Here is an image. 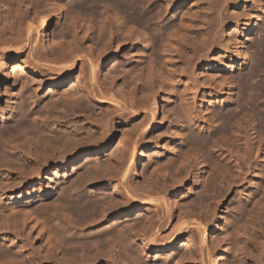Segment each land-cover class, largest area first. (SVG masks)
<instances>
[{"label": "bare ground", "instance_id": "6f19581e", "mask_svg": "<svg viewBox=\"0 0 264 264\" xmlns=\"http://www.w3.org/2000/svg\"><path fill=\"white\" fill-rule=\"evenodd\" d=\"M2 1L0 0V4L4 2ZM21 1L16 0L17 8L15 9L10 5L4 7L5 4L1 7V17L3 19H0V95L3 91L1 90L2 83L8 84L9 82L7 71L4 69V63L7 61L8 65L12 66V71L22 68L28 72H33V78L30 77L31 82L29 83L37 91L42 90L45 85L48 88H59L70 79L76 82L79 95L74 93L76 97L73 95L75 98L73 97L72 100L71 97L67 96L70 100L66 98L67 102L64 103V107L61 105L63 110L59 108V114L62 111V115L66 116L63 115V120L70 116L78 115V112L85 113V107V110L88 113V110H90V113H87L88 116L83 114L84 117L81 119L86 124L80 125V128L73 126L75 124L73 120L72 129L77 139L73 138L74 140L70 141L68 138L71 135L69 137L68 132H66L67 134L62 132L66 128L62 129V131L59 130L64 135L56 134L58 135L57 138H66V143L64 142L61 148L56 147V149H59L57 156H49L47 153L44 154L45 156L43 155V159H40L39 155L33 151L34 147L32 146L33 149L30 150L28 145L29 147L27 148L31 151V155H28L29 152L28 154L26 153L27 149L26 155L23 154L25 155V158L23 157L25 161L21 160L23 159L21 156L20 160L23 162L20 161V163L17 160L16 165V160L14 161L12 154L15 153L14 148L21 141H19V144L14 141L20 136L23 137L21 134L26 130H22L21 126L26 127L29 119L27 116L28 119L24 117L25 114H23L24 116L21 114L22 111L20 113V110H18V104L24 109L28 108L26 103L29 101L26 102L24 94L16 92L15 98L12 99L14 104L12 103L8 115H0V119L5 123H0V141L4 140L3 131L7 130L6 139H8L7 137L10 139L7 141L10 142V145L14 143V146L11 145L14 149V153L10 152L12 157L8 156L10 155L8 154V149L12 148L11 146L8 149L4 147L3 152L2 149L0 150L3 153V156L0 153L2 156L0 165L1 168H5V164L8 163L6 161L10 162L9 159L11 158L13 160L10 163L14 162L15 164L10 165L8 163L7 165V168H10L7 170L9 175L15 176V178H8L11 180L10 182L2 179L4 182L6 181L5 183L1 180L0 191L4 190L2 194L16 186L23 190L26 187L32 188L37 182L42 184L43 179L49 178V175L57 174L61 176L70 163L82 172L79 174L80 177L75 174V182L71 184L68 181L66 183L60 182L61 180L59 179L60 181L58 180L56 188L51 191L50 187H41L36 193H33V190L28 194L21 191L24 194L22 193L20 197H28L29 199L24 200L25 205L21 209L12 208L10 205V212L7 214V209L5 212V203L3 205L2 201H0V235L2 233V236L4 234L9 236L10 240L13 238L19 241L30 264H126L124 263L126 261H120L122 260L121 257L120 260H117L116 256L118 255L114 252V244L121 248L120 250L129 259V264H226L228 263L227 261H232V264H234V261L236 264H243L242 261L235 260L241 254L245 264H264V251L260 249L264 248V225L262 227L259 224L261 229L259 228L260 234L257 232L259 234L257 241L250 239L249 235H245V238H243L248 241L247 244L249 246H247L251 249L250 251L248 250L249 253L246 251V254L245 248L243 249L245 253L241 248L243 246L239 249L235 246L237 251H234L232 242H229L231 246H228L230 244L227 245L228 249L216 246L218 250H221L216 251L214 250L216 248L215 245L213 247V244L211 242L210 244L207 240L209 229L214 230L217 228V222L222 216L216 211L214 212L216 207L210 206L207 208L203 212V217L199 215L194 219H189L191 213L188 214L186 212L187 214L183 213L182 215L181 213L179 218H176L173 199L179 191H184L185 179L184 177H179L180 179L178 180L170 179L169 171L167 170V166L171 164H168L170 161L168 163H162L161 161L163 165H160V163L159 165H157L158 163L152 164L151 173L156 176L154 182L151 181V184L149 183L150 185L136 180V178L143 176L145 172L141 170L142 163L140 159L145 156V150L155 139L154 132L161 128L163 123L160 106L161 101L164 99L161 95V89H163L169 94L167 98L168 102H170L171 113L174 114L173 116L176 120L182 123L179 122L178 124L183 125V127L180 125L182 129H176V144L166 148V152L174 154V163L176 164L179 161L177 163L185 169V176H188L195 166H199L201 173L198 176V182L200 181V191H203V193H207L205 191L208 189H216L218 187L216 176L219 178H231L230 182H228L229 180L227 181V190L229 192L233 188L242 186L250 181L247 188L250 187L252 189H246L245 194L241 196L242 203H234V216L227 221L229 222L228 225L234 224L232 228H234L235 235H238V228L241 229L245 225L247 227V222L253 220H258L259 222V220L264 219V93L261 92V89L257 93L261 84L252 82L256 76L264 77V32L258 40L252 41L250 37L254 49L252 55L244 51V48L242 49L238 42L233 45L232 53L231 45L225 43V39H222L223 37H218L220 31L218 26L223 25L221 21L225 20L224 17L223 19L219 18L220 15L225 14L227 16L228 7L231 4L240 1L245 4L248 0H92L99 3L105 1V4L107 2L110 3V5L109 3L107 4L106 8L103 5L105 8L104 12L101 13L103 14L101 16L103 20L99 22L98 30L96 29L97 27L92 30V37H95L98 41L96 42L100 43L99 46L102 44L101 47L97 45V51L91 47L84 48L81 39L86 34L82 37L78 30L56 31L57 39L52 40L53 38H50L48 30L50 16L47 13H36V15H33L31 23H26L27 10H23L24 8L22 7L24 6H21ZM88 1L90 3V0H76L73 3H69L68 6L81 8L85 7ZM37 2L50 6L49 11H61V8L64 7L60 0H37ZM40 4L39 6H42ZM36 5L38 4L36 3ZM259 6L261 9L260 14H258L259 17L256 22H251L252 19L249 20L247 25L248 33L254 34L256 30H264V1H260ZM116 10L124 12V15L119 16L115 20L112 17L113 15L117 17ZM68 12V9L65 8V13L67 14ZM231 14L233 13L231 12ZM231 14L229 15L230 17L232 16ZM233 16V19L236 17V22H240V15L236 16V14H233ZM33 25H35V30ZM92 27L93 25L90 26L89 30ZM214 30H217V35ZM150 32L154 34L152 37L149 34ZM67 36L70 38H67ZM129 41L141 43L143 49L150 47L151 55L154 56L152 58L146 57L140 53L137 57L124 58L122 50ZM115 42H117V46ZM51 45L55 47L52 49L53 46ZM113 47L115 58L118 56L117 60L123 66L115 64L112 68L114 74L112 76H102V78L101 69L111 58ZM183 47L186 49V53L183 51ZM120 49H122L121 52ZM218 50L227 54L232 53L231 67H234L235 58L244 59L245 64L248 62L247 68L243 71L241 77L240 88L238 87V92L234 95V108L227 106L218 110L210 106L208 99L211 102H216L212 97V90H208L213 85L209 84L204 88V82L202 83L199 79L198 71L202 66H206L207 69L225 66V60L227 59L218 58L214 55ZM177 64L181 65V70L179 71L175 68ZM121 73H123L124 77H130L135 74L139 80L147 78L150 81L149 92L139 96L140 91L136 87V83H133L134 85L130 86V89L128 87V91L123 90L121 86H119L120 88L116 87L115 82ZM221 77L223 78H220L221 91L219 94H225L227 87L233 83L226 74ZM160 78L162 80L157 88L156 81ZM21 82L19 83L21 84ZM19 86L21 87L22 85ZM262 87L264 86L262 85ZM201 89L205 91L203 92ZM32 94L28 96L33 99ZM200 97L202 104L207 106L208 114H205V116L201 115L196 108V103ZM88 100L93 102V106L87 104L89 103ZM56 101L59 102V99L55 100V104ZM217 101L221 103L224 100L217 99ZM49 102L42 104L43 111L45 108L49 109L56 106L55 104L53 105L52 100L51 104ZM29 104L31 105V103ZM152 104L154 108L152 107L153 110L150 112ZM78 106L80 110L84 107L83 110H77L78 112H76ZM40 107L38 108L40 109ZM56 107L58 108V104ZM236 107L239 109H236ZM38 108L34 113V120H32L33 116L29 115L35 110H30V112L32 111L31 113L24 112L29 113L28 116L32 118V121L40 119L44 112H46L45 118H48V113L50 114L49 118H52L50 112H43L38 110ZM143 110H147V112L143 113L144 116L142 117ZM201 110L202 113L205 112L203 109ZM41 112L43 113L41 114ZM52 113L55 114L58 111ZM59 114L57 115L59 116ZM57 115L53 116L57 118ZM22 116L27 119L24 120L26 123L23 121ZM42 118H44V115ZM42 120L45 122L43 124L48 125L45 119ZM131 120L135 121L134 125H132L133 130H131V133H127V128H125V133L123 132L124 135L119 140L120 151L113 163H111L112 166L106 167L104 170L100 165L98 166V163L91 164V158H97L99 154L111 148L113 140L117 137L118 125L128 123ZM8 121L11 123L9 124ZM70 121L72 122V120ZM77 121L76 123H78ZM37 123L34 125L38 126ZM18 127L21 128L22 132H20L21 130ZM45 127L49 128L50 126ZM15 128L21 133L20 135L18 134L19 132L12 134V136L16 135L14 136L16 139L9 135V131ZM32 128L34 129V127ZM26 129L30 130L31 133L36 131L30 128ZM28 130L25 133H30ZM177 130L179 131L177 132ZM96 132H99V136L103 138L98 139V142H92L96 139L94 137L98 134ZM31 133L30 135L33 134ZM35 133L38 134L39 132ZM42 133H39L38 137L35 134L33 135L40 140L46 137ZM47 133L45 132V134ZM23 135L25 136V134ZM30 135L28 134L29 140L27 135L25 137L27 139L26 141L24 140L26 146L27 143L31 144L34 142L30 139ZM40 135L42 136L40 137ZM34 136H32V139H34ZM11 137L15 139L14 141L12 139L13 143L11 142ZM47 138H49L48 135ZM62 139L60 141H65V139ZM30 140L32 141L31 143H29ZM41 141H45V138ZM50 141L54 142L56 140L50 139ZM47 142L46 140L43 145H46ZM52 145L56 146L57 142L56 145L54 143ZM58 145L61 144L59 143ZM21 147L23 150L26 149L24 146ZM47 147L49 148V146ZM52 149L50 151H53ZM22 151L20 152L21 155L24 153ZM35 151L38 152V150ZM5 153L8 155L6 156ZM163 154V152L160 153V155ZM18 156L17 154L15 159H18ZM255 157L256 163L254 164L252 159ZM1 159L6 160L4 166H2L3 160ZM132 168L135 172L133 175L130 173ZM54 169L55 172H52ZM179 171H183V169L179 168L177 173ZM233 176L234 178H232ZM14 179L16 180L15 183L12 182ZM78 180L80 185V182L84 184L83 181H85L87 187L94 189L93 194L92 190L91 194L90 192L87 194L88 192L85 193L82 190V192L78 191ZM79 189H81V186ZM107 191L111 192V196L105 195ZM101 192L104 194H101ZM21 198L19 200L22 201ZM37 199L43 202L40 203L36 201ZM35 201L38 204H32ZM215 203V205L221 207L220 201ZM162 204L165 205V208L162 207ZM58 214L61 216L59 217ZM113 218H117V222L123 221V224L127 220L128 229H126L127 227L124 228L123 225L111 223L107 229H99V232H97L98 230L96 231L97 233L94 232V229V231L92 230L93 227L101 223L111 222ZM175 218L177 221H174ZM131 219L132 223H128ZM28 223H33L32 228L36 226L40 228H38V234L41 242H45L48 246L45 251L41 246L38 245L37 247L33 243L32 237L26 232ZM244 230L246 234L247 231L246 229ZM131 240L134 241L132 242ZM109 242L114 243L110 244ZM134 242H137V244ZM180 243L181 246L179 247ZM10 244L11 246H16L13 242ZM182 246L189 247L188 256L186 255L187 253L185 254L180 249ZM0 248H2V253L0 252L2 264H8L9 261L12 262L11 264H16L14 263V258L18 262L17 264H25V260H22V255H25V253L20 251L21 248H19V256L17 255V257H15L17 254L16 250H13L16 253L15 256H12L13 252L8 246L3 245ZM223 251H227V256L219 253Z\"/></svg>", "mask_w": 264, "mask_h": 264}, {"label": "rangeland", "instance_id": "374dc122", "mask_svg": "<svg viewBox=\"0 0 264 264\" xmlns=\"http://www.w3.org/2000/svg\"><path fill=\"white\" fill-rule=\"evenodd\" d=\"M4 1V2H3ZM2 2L3 3H1L0 4V19H3V17H1L2 16V5H4V7L5 6H11L13 9H15V8H17V3H16V0H3ZM7 1H9V2H7ZM61 1V3H62V5H64V7L63 8H61V11H56V10H51V11H49V8H51L50 6H48V5H46L45 6V4H40V2L38 3L37 2V0H22L21 2H20V4H21V6H24V7H22V8H24L23 10H27V14L26 15H28V17L26 18V23H31V20H32V18H33V15L35 14L36 15V13H41V12H43V13H47L49 16H50V22H49V24H48V30H49V32H50V38H53L52 40H55V39H57V37H56V31L58 32L59 30H78L79 32H80V36H82V37H84V35H85V37L84 38H82L81 39V43H82V45L84 46V48L86 47V48H89V47H91V48H93V49H95L96 51H97V49H98V47H101L102 46V44H101V46H99V44L100 43H97L98 41L95 39V37H92L93 36V32H92V30H95V28L98 30V27H99V25L98 24H100L99 22L100 21H102L103 19H102V15L103 14H101V13H103L104 11V9L106 8V6H107V4L109 3V2H107V4H105L106 3V1L105 2H97V1H92V0H90V3H89V1H88V3L86 4V6L88 7H81V8H76V7H73V6H68L69 5V3H73L74 1H76V0H60ZM234 1V0H233ZM260 1H264V0H248V2L247 3H243L242 1H240V2H235V3H233V4H231L229 7H228V10L227 11H229L230 12V14H231V12L233 13V14H236V16L238 15H240V18H239V21L240 22H236V17L233 19L232 17H234L233 16V14H231L232 16L230 17L229 15V12H228V14H227V16L225 17L224 15H220V17L219 18H221V19H223V17H224V19L226 20V23L224 24V22H225V20L223 21H221V22H223V25H219L218 26V30H220L219 31V33L218 32H216L217 30H214V32H216V35H217V33H218V37H223L222 39H225L224 40V42L225 43H229L230 45H231V50H232V48H233V45H235V43H240V45L242 46V49L244 48V51H247V53L249 54V55H252L253 54V52H254V49H253V47H252V41L253 40H258V39H260V37L262 36V34H263V32H264V30H256L255 32H254V34H252L251 32H247L248 30H247V25H248V22H249V20L250 19H252V21L251 22H256V20L258 19V17H259V15L258 14H260V12H261V9H260ZM5 2H7V3H5ZM38 4V5H36V3ZM39 4L40 5H42V6H39ZM71 5V4H70ZM89 5V6H88ZM105 6V8H104V6ZM109 5H110V3H109ZM235 5V6H234ZM14 6V7H13ZM68 6V7H67ZM70 7H73V8H70ZM65 8H67L68 9V13H69V15H68V13L66 14L65 13ZM259 8V9H258ZM85 9H87V10H85ZM47 10V11H46ZM36 11V12H35ZM49 11V12H48ZM75 11V12H74ZM116 12H117V17H116V15H115V17H114V15H113V17H112V19L113 18H115V20L116 19H118V17L119 16H122V15H124V12H120V10H116ZM29 13V14H28ZM126 13V12H125ZM77 14H79V15H77ZM217 14H219V13H217ZM111 15V16H112ZM74 16V17H73ZM76 16V17H75ZM80 16V17H79ZM222 16V17H221ZM250 16H252V17H250ZM82 17V18H81ZM104 17V16H103ZM74 18V19H73ZM238 18V17H237ZM81 19V20H80ZM89 19H91V20H89ZM93 19V20H92ZM229 19V20H228ZM99 20V21H98ZM104 20H108V19H104ZM228 20V21H227ZM232 20V21H231ZM90 21V22H89ZM95 23V24H92L93 25V27H92V29L91 30H89L90 29V26H92L90 23ZM98 26H97V25ZM90 25V26H89ZM96 25V26H95ZM228 25V26H227ZM71 26V27H70ZM220 27H222V28H220ZM33 28H34V30L36 29L35 28V25H33ZM74 28V29H73ZM36 32V31H35ZM34 32V33H35ZM150 34V36L152 37L154 34H153V32H150L149 33ZM221 35V36H220ZM70 36V35H69ZM250 37H251V40H250ZM67 38H70V37H68L67 36ZM248 39V40H247ZM67 40V39H66ZM69 40V39H68ZM152 40V39H151ZM97 41V42H96ZM249 41V42H248ZM95 42V43H94ZM231 42V43H230ZM116 43V46H117V42H115ZM97 45H98V47H97ZM51 46H53L52 47V49L55 47L54 45H51ZM50 46V47H51ZM115 46V45H114ZM116 46H115V48H116ZM142 46L143 45H141V43H135V41H129L127 44H126V46L123 48V50L122 49H120V52H121V50H122V52L124 53V58L125 57H131V56H138V55H140V53H142V54H144L146 57H153L152 55H151V49H150V47L148 48V49H143L142 48ZM218 46V45H217ZM230 50V51H231ZM183 51L186 53V49L183 47ZM122 53V54H123ZM231 53V52H230ZM232 53H233V50H232ZM232 53L231 54H227L226 52H221V50H218V51H216L215 52V54L214 55H216L215 57H218V58H226L227 60H225V66H223V67H221V68H210V69H207L206 68V66H202L201 68H199V71H198V74H199V79H200V81L203 83L204 82V84H205V86H204V88H206V86L207 85H213V87H210V88H208V90H212V93H213V99L216 101V102H211L210 101V99H208L209 100V102H208V104H210V106H212V107H214V108H216V109H218V110H220V109H223L224 107H227V106H232L233 108H234V103H233V100H234V95L236 94V92H238V89L240 88V83H241V77H242V74H243V71L247 68V64H248V62L245 64L244 63V59H241V60H239V59H237V58H235L234 59V62H233V64H234V67H231V57H232ZM234 53H235V47H234ZM143 55V56H144ZM144 56V57H145ZM116 56H115V50H114V47H113V49H112V56H111V58L107 61V63H105V65L102 67V69H101V77L102 76H112L113 74H114V72L112 71V68L114 67V65L116 64V65H118V66H123V64L122 63H120V62H118V56H117V58H115ZM9 63H7V61H5V63H4V69H5V71H7V78H8V84L7 83H2V85H1V90H3L2 92H1V95H0V115H8V112L10 111V108H11V106H12V103L14 104V100H12V99H14L15 98V96H16V92L18 93V92H20L21 94H24V97H25V99H26V102L27 101H29L28 103H26V104H28V105H26L28 108H29V106H30V108L28 109V108H23L21 105H19L18 104V110H20L19 112L21 113V111H22V115L23 114H25V116L24 117H26L27 119H28V121H27V124H26V127H22L21 126V128H22V130H28V129H26V128H32V127H34V131L35 132H39V133H42V134H44L43 136H46V137H43V138H41L40 140H39V138H35V136L33 135V134H35L37 137H38V135H39V133L38 134H36L35 132H33L32 131V133H31V131L30 130H28V131H30V133L32 134V135H30V133H28L31 137H30V139L32 140V141H34V142H32L31 140L29 141V143H33V145H32V143L31 144H28L27 143V146H26V143H25V141L28 139L29 140V138H28V134L27 133H25V132H22V130H21V128L20 127H18V129H20L21 131L20 132H22L23 134H25V136L23 135V134H21L20 132H19V130L17 131L16 129L17 128H15V129H13V130H11L12 131V133H11V131H9V135H11L12 136V134L13 133H17V132H19L18 134L20 135H22L24 138L26 137V135H27V139L25 138H23V137H19L18 135H17V137H19V138H17L16 139V137H14V136H16L15 134H14V136H12L13 138H15V139H13L12 137H11V142H12V139H13V141L14 142H16L17 141V143L19 144V141H21L20 142V144L18 145V146H16V148H14L15 149V153H14V149H13V146H14V143L13 144H11V145H13V146H11L10 145V142H8L7 140L9 139V137H7L8 139H6V136H7V134H8V132H7V130H5V131H3L4 132V137H3V139L5 140L6 139V141H4V140H2V141H0V146H2V147H0V150L2 149V152H3V149H5L4 147H7V149L11 146L12 148H9L8 149V154H10V155H8L7 153H5L6 154V156L8 155V156H11V154L12 153H14V154H12L14 157H12L13 159H14V161H15V164L17 165V160H19V162L21 161V160H24V158H25V152L27 151V147H29V149L30 150H32L33 148H32V146L34 147V152H35V154L37 153L38 155H39V157H40V159L42 158V157H44L45 155L44 154H47L48 153V155L50 156H57L58 155V153H59V149H56V147L58 146V148H61L63 145H64V142L66 143V138H64L65 139V141H60L62 138H57L58 137V135H56V134H60V135H62L64 132H65V134H67L66 132H68V135H69V137H70V135H71V137L70 138H68L70 141H73L74 139H77L76 137H75V132L73 131V126L74 127H78V128H80L83 124H86V122H84L82 119H83V114H85L86 116H88V114L90 113V110H88L89 111V113L87 112V110H85L86 109V107H85V109H84V112L85 113H81V112H78L77 110H79V111H82L83 110V108L80 110V108H79V106H78V108L76 109V112H78L77 114L78 115H75V116H70V117H68L67 119L65 118V120H63L64 119V116L62 115V111H61V114H59L60 113V109L61 110H63V107H64V103H66L67 102V99L68 100H70L69 99V97H71V100H72V98L78 93V95H79V90H78V86H77V84H76V82H74V80H68L63 86H61V87H59V88H48L47 87V85H45L43 88H42V90H36L35 89V87L34 86H32L29 82H31V78H33L32 77V75H34V73L33 72H28V71H26L25 69H22V68H20V69H16V71L15 70H11V68H12V66H9L8 65ZM175 68L177 69V71H179V70H181V65L180 64H177L176 66H175ZM20 71V72H19ZM223 74H226L229 78H230V80H232V85L231 86H228L227 87V89L225 90V94H219L220 93V91H221V83H220V78H223V77H221V76H223ZM132 76V77H131ZM130 77H127V76H125L124 77V75H123V73H121L120 74V76L117 78V81L115 82L116 83V87H119V86H121V88L123 89V90H125V91H128L129 89H130V86H132V85H134L133 83H136L135 85H136V87L139 89V93H140V95L139 96H141V95H143L144 93H148L149 92V87H150V81L147 79V78H144L143 80H139V79H137V77H136V75L135 74H132ZM134 76V77H133ZM214 76V77H213ZM20 78V79H18V78ZM31 77V78H30ZM16 78H17V81H16ZM103 78V77H102ZM105 78V77H104ZM213 78V80H211V79ZM129 79V80H128ZM132 79V80H131ZM135 79V80H134ZM218 79V80H217ZM238 79H239V81H238ZM254 80L252 81V82H254V83H256L257 82V84L259 83V85L261 84V86L259 87V90L257 91V93H259V91H261V92H263L264 93V87H262V85L264 86V77L262 78V76H256V77H254L253 78ZM104 80V79H103ZM159 80V81H158ZM157 81H156V85H157V88L159 87V85H160V82H161V78L160 79H158ZM14 81H16V82H14ZM20 81H22L21 82V84L19 83ZM28 81V82H27ZM129 82V83H128ZM25 83H27V84H25ZM75 83V84H74ZM239 83V84H238ZM17 84V85H16ZM19 85H22L21 87H22V89H20L21 87L19 86ZM27 86H29V87H27ZM149 86V87H148ZM216 86V87H215ZM128 87H129V89H128ZM239 87V88H238ZM120 88V87H119ZM141 88V89H140ZM143 88V89H142ZM203 88V89H204ZM214 88V89H213ZM263 88V89H262ZM52 89V90H51ZM56 89V90H55ZM128 89V90H127ZM203 89H201V91H205V90H203ZM261 89V90H260ZM58 90V91H57ZM144 90V91H143ZM145 90H147V91H145ZM28 91V92H27ZM34 91V92H33ZM13 92V94H11ZM38 92V93H37ZM261 92H260V94H261ZM33 95V99H32V97H29V96H31V94ZM74 93H76V94H74ZM142 93V94H141ZM208 93V92H207ZM262 93V94H263ZM26 94V95H25ZM39 94V95H38ZM29 95V96H28ZM35 95V96H34ZM39 96V101H38V96ZM70 95H72V96H70ZM74 95V96H73ZM161 95H162V97L164 98L162 101H161V103H160V106H161V118H162V126H161V128H159V129H157L155 132H154V140H153V142L149 145V147H147V149L145 150V156L144 157H141V159H140V162L142 163L141 165V170H143V171H145L143 174V176H141V177H138V179L136 178V180H138L139 182H141V183H146V184H148V185H150L151 184V181L152 182H154V179H155V174L154 173H151V166H152V164L153 163H158L157 165H159V163H160V165H163L162 163L164 162H166V163H168V161H170L168 164H170V165H168L167 166V170L169 171L168 173H169V177H170V179L172 180H178V179H180L181 177H184V179H185V188H184V191H179L178 192V194L174 197V199H173V202H175V207H174V210H175V214H176V218L178 219L179 218V214H181L182 213V215H183V213H185V214H187L186 212H188V214L189 213H191L190 214V218L189 219H194V218H196V217H198L199 215L200 216H202L203 215V212H205L206 210H207V208H209L210 206H213V207H216V210H214V212L216 211L217 213H219L220 215H222L221 216V218H220V220L217 222V228H215L214 230H210L209 229V233H208V237H207V240L209 241V243L211 242L213 245V247H214V245H215V247L216 246H221L223 249H228V246H231V244L229 243V242H232L233 244V250L235 249V246H236V248L237 249H239L241 246H243V247H241L242 248V250L244 249L245 250V252L246 251H250L251 249H250V247L248 248V244H247V242L248 241H245V239H243V238H245V235H249L248 237H250V239H255V241H257L258 240V235L260 234L259 232H260V229H261V227L260 226H262V225H264V224H261V223H264V219H262L261 221L259 220V222H261V223H259L258 222V220H256V221H249L250 222V224H248L249 222H247V227H246V225L244 226V227H242L241 229H237L238 230V235H235V233H234V228H232V226L234 227V224H229L228 225V223L229 222H227V221H229L230 220V218H233V216H234V203H242V200H241V196H243V194H245V191H246V189L247 190H251L252 188H247L248 187V183H250V181H248V182H246V184L244 183V185H242V186H238V187H236V188H233L230 192L227 190V187H228V183H227V181L228 182H230L231 181V178L229 179V178H219L218 176H216V180H218V181H216V183L218 184V187H216V189H213V188H211V189H208L207 191H205V192H207V193H203V191H200L201 190V186H200V181L198 182V176L200 175V173H201V171H199V166H195L191 171H190V173H189V175L188 176H185L184 174L186 173L185 172V169L184 168H182V167H180L179 165V163H177V162H179V161H175L176 162V164L174 163V158H175V156H174V154L172 153V152H166V148L169 146V147H172L174 144H176V135H175V132H176V129H182V127H183V125H181L182 123L180 122V121H178V120H176L175 119V117L173 116L174 114L173 113H171V111H170V102H168V96H169V94H168V92H166V91H163V89H161ZM164 95V96H163ZM264 95V94H263ZM66 96V97H65ZM67 96H69L68 98H67ZM26 97H28V98H26ZM34 97H35V99H34ZM37 97V98H36ZM57 97V98H56ZM65 97V98H64ZM76 97V96H75ZM74 97V98H75ZM54 98H56V99H59V102H57L56 101V104H55V100L56 99H54ZM67 98V99H66ZM34 100V101H32V100ZM36 99H37V103H36ZM54 99V100H53ZM61 99V100H60ZM217 99H221V100H224L223 102H221V103H219L218 101H217ZM47 102H46V101ZM51 100H52V103H53V105L55 104L56 106H57V104H58V108L56 107V106H53L52 108H45L44 109V111H47V113L48 112H50L52 115V118H54V119H52L51 117V119L49 118V116H50V114L48 113V118L46 119L45 118V113L46 112H44L43 111V106H42V104L44 105L45 103H48V101H50L51 102ZM42 101V102H41ZM54 101V102H53ZM60 101H61V103H60ZM49 102V104H51ZM62 102H63V104H62ZM88 102L89 103H87V101H86V103L87 104H91L90 106H93L92 104H93V102L92 101H89L88 100ZM29 103H31V105L29 104ZM41 105H40V104ZM203 102H202V99H201V97L198 99V101H197V103H196V108H197V110H199L200 111V114L201 115H203V116H205V114H208L207 112H208V110H206L207 109V106H204L203 104H202ZM33 104H34V106H33ZM60 105V106H59ZM61 105H63V107L61 106ZM206 105V104H205ZM41 106V107H40ZM38 107H40V109L38 108ZM56 107V108H55ZM151 107V109H150V112H151V110H153V108H154V106H153V104L150 106ZM153 107V108H152ZM3 108V109H2ZM36 108V109H35ZM37 108H38V110H41V111H43V112H41V116H40V119H38V120H35L36 121V123L38 124V126H37V128H35L36 126L34 125V124H36V123H34L35 121H32V120H34V113L37 111ZM42 108V109H41ZM60 108V109H59ZM205 108V109H204ZM248 108H249V106H248ZM5 109H6V111H5ZM26 109H28V110H26ZM48 109V110H47ZM56 109H58V110H56ZM169 109V110H168ZM201 109H203L205 112H203L202 113V110ZM236 109H239V108H237L236 107ZM3 110V111H2ZM30 110H32V111H34V112H30ZM24 111H26V112H29V113H31V114H33V115H29V113H25ZM56 112V111H58V113H55L56 115L57 114H59V116L56 118V117H54V116H56L54 113H52V112ZM147 112V110H143V112H142V117L144 116L143 115V113L145 114ZM82 115H81V114ZM88 113V114H87ZM33 116V119L32 118H30L29 116ZM43 115H44V118H42V119H45L46 120V124H48V125H45V124H43V123H45L44 122V120H42L41 119V117H43ZM47 115V114H46ZM54 115V116H53ZM61 115V116H60ZM23 116H22V119H23V121L24 120H27V119H25V118H23ZM91 116V115H90ZM60 117H61V119H60ZM63 117V118H62ZM66 117V116H65ZM79 117V118H78ZM76 118V119H75ZM82 118V119H81ZM32 119V120H31ZM72 120V122L70 121V120ZM92 119V118H91ZM49 120V122H47ZM50 120H52V121H50ZM56 120V121H55ZM59 122H58V121ZM67 120V121H66ZM73 120H74V122H75V124H74V122H73ZM77 120H79V121H77ZM176 120V121H175ZM22 121V122H23ZM42 121V122H41ZM55 121V122H54ZM62 121V122H61ZM64 121H65V123H64ZM76 121L78 122V123H76ZM80 121H81V123H80ZM4 121L3 120H1L0 119V123L1 124H5V123H3ZM9 122V121H8ZM25 123H26V121H24ZM29 122V123H28ZM54 122V123H53ZM61 122V123H60ZM71 122V123H70ZM84 122V123H83ZM134 120L132 121H130V122H128V123H121V124H119L118 125V129H117V137L113 140V142H112V146H111V148L108 150V151H106V152H103V153H101V154H99V156L97 157V158H91V160H90V163L91 164H96V163H98V166L100 165V167H102V169H106V167H110V166H112V164L111 163H113V160L115 159V157L117 156V154L119 153V151H120V146H119V140H120V138L121 137H123V135H124V133H125V128H127L126 130V132L127 133H131V130H133L132 128V125H134ZM181 123V124H178V123ZM11 122H9V124H10ZM40 123V124H39ZM56 123V124H55ZM60 123V124H59ZM69 125H67V124ZM50 124V125H49ZM74 124V125H73ZM77 124V125H76ZM78 124H79V126H78ZM25 125V124H24ZM28 125H29V127H28ZM33 125V126H32ZM71 125V126H70ZM73 125V126H72ZM81 125V126H80ZM182 127H181V126ZM45 126H50L49 128L48 127H45ZM56 126V127H55ZM58 126V127H57ZM52 127L54 128L53 130H52ZM179 127V128H178ZM39 128H41V129H39ZM55 128H56V130H55ZM66 128V129H65ZM69 128V129H68ZM175 128V129H174ZM31 129V130H32ZM46 129V130H45ZM62 129L64 130V131H62ZM42 130V132H40ZM44 130V131H43ZM59 130H61L62 132H60ZM179 130H177V132L179 131ZM15 131V132H14ZM49 131V132H48ZM53 131H56V132H53ZM70 131V132H69ZM5 132H7V133H5ZM45 132L47 133V134H45ZM58 132V133H57ZM124 132V133H123ZM174 132V133H173ZM71 133V134H70ZM98 133V134H97ZM173 133V134H172ZM6 134V135H5ZM96 134L99 136V132H96ZM177 134V133H176ZM47 135H48V137L51 139V140H56V141H50V139L49 138H47ZM64 135V134H63ZM97 135H95L94 137L96 138L94 141H92V142H98L97 140L98 139H102L103 137H101V136H97ZM32 136H34L33 138L34 139H36V140H34V139H32ZM42 135H40V137H41ZM54 138H53V137ZM66 136V135H65ZM53 139H52V138ZM59 137H61V136H59ZM68 137V136H67ZM22 138V139H21ZM45 138V141L47 140L48 142L47 143H51V144H47L46 143V145H43V144H45V141H41V140H43ZM47 138V139H46ZM74 138V139H73ZM20 139V140H19ZM49 139V140H48ZM64 139H62V140H64ZM67 139V140H68ZM10 140V139H9ZM23 140V141H22ZM25 140V141H24ZM100 141V140H99ZM6 142V143H5ZM56 142H57V145H56ZM68 142V141H67ZM54 143V145H56V146H53L52 144ZM61 144V145H58V144ZM22 144V145H21ZM35 144V145H34ZM68 144V143H67ZM16 145V144H15ZM24 146V147H26V149H24L23 150V148L21 147V146ZM29 145V146H28ZM50 145H52V146H50ZM66 145V144H65ZM19 146H20V148H19ZM44 146H45V148H44ZM47 146H49V148L51 147V149L52 148H54V149H52L53 151H50L49 150V148L47 147ZM17 147H18V149H17ZM65 147V146H64ZM7 149H6V152H7ZM16 149H17V151H16ZM29 149H28V151L26 152L27 154H28V152H29V154L28 155H31L30 153H31V151H29ZM49 151H48V150ZM57 151H56V150ZM23 150L24 151V153H22V155H21V151ZM35 150H38V152H36ZM45 150V151H44ZM22 151V152H23ZM10 152H12V153H10ZM39 152H40V154H39ZM52 152V153H51ZM55 152V153H54ZM58 152V153H57ZM164 153L163 155H160V153ZM0 153H1V151H0ZM2 154V156H3V153H1ZM1 154H0V158L2 157L1 156ZM19 155L18 156V159H15V158H17V157H15L16 155ZM23 154H25V155H23ZM44 155V156H43ZM21 156H22V158L23 159H21ZM33 156V155H32ZM54 156V157H55ZM20 157V158H19ZM4 158V157H3ZM7 158H10V157H7ZM9 159L10 160V162H11V160H13V159ZM143 158V159H142ZM153 160H152V159ZM6 159V158H5ZM21 159V160H20ZM43 159V158H42ZM1 160H3V159H1ZM7 160V159H6ZM5 160V161H6ZM172 160H173V162H172ZM5 161L3 160L2 161V166H4V164H5ZM25 161V160H24ZM143 161V162H142ZM161 161H162V163H161ZM252 161H253V163L255 164L256 162V157L255 158H253L252 159ZM4 162V163H3ZM10 163L9 161H6V163ZM13 162V161H12ZM21 162H23V161H21ZM20 162V163H21ZM8 163L7 164H5L6 165V167L4 168V167H2L1 168V165H0V171L2 170V172H0V175L1 174H3V175H1V177H0V182H1V184H2V181L5 179L7 182L9 181H11V180H9L10 179V177H11V179H13V177L15 178V176H13L12 177V175H9V173H8V169H10V168H7L8 166ZM174 163V164H173ZM0 164H1V162H0ZM13 165L14 164V162L13 163H10V165ZM14 164V165H15ZM173 164V165H172ZM179 164V165H178ZM108 165V166H107ZM175 165V166H174ZM170 166H172V167H170ZM11 168H12V166H10ZM13 167H16V166H13ZM170 167V168H169ZM176 167H177V169H176ZM74 167V165L72 164V163H70V165L68 166V168L67 169H65L63 172H62V175L61 176H58L57 174H54V175H49V178H45V179H43V181H42V184H39V182H37V184H34L33 185V187L32 188H29V187H26V188H24L23 190L20 188V187H15V188H13L12 190H8L6 193H4V194H2L3 192H4V190H2V192L0 191V196H1V199H0V201H2V204L4 205V203H5V212H6V209H7V212H6V214L7 213H9L10 212V208H11V206H12V208H14V207H16L15 209H21L24 205H25V202H24V200H28L29 198L28 197H26V198H21L20 197V195L24 192V193H26V194H28V193H30L32 190V192L33 193H36L37 191H39L40 189H41V187H45V188H48V187H50V191L52 190V189H55L56 188V186H57V183L60 181V182H63V183H66L67 181H68V183H74L75 182V179H76V175L78 174V176L77 177H80L79 176V174H80V172H82L80 169L78 170V168H75ZM169 168V169H168ZM179 168H181V170L183 169V171H179L178 173H177V170L179 169ZM176 169V170H175ZM73 170V171H72ZM166 169H165V171H167ZM7 171V172H6ZM72 171V172H71ZM90 171V170H89ZM88 171V173H90ZM52 172H55V169L52 171ZM77 172V173H76ZM176 172V173H175ZM8 173V174H7ZM72 173H74V174H72ZM86 173H87V171H86ZM130 173H131V175H133V173H135L134 172V170H133V168L130 170ZM45 174V173H44ZM76 174V175H75ZM176 174V175H175ZM46 175H48L47 173H46ZM8 176V177H7ZM53 176V177H52ZM7 177V178H6ZM72 177V178H71ZM180 177V178H179ZM186 177V178H185ZM9 178V179H8ZM69 178V179H68ZM75 178V179H74ZM232 178H234V176L232 177ZM3 179V180H2ZM8 179V180H7ZM60 179V180H59ZM83 179V178H82ZM2 180V181H1ZM59 180V181H58ZM63 180V181H62ZM73 182H72V181ZM79 180H81V179H79ZM79 180H78V191H80V192H85V193H87V194H89V192H90V194H91V190H92V194H93V190L94 189H92V188H90V187H87L86 185H85V181H83L84 182V184L82 183V182H80L81 183V185L79 184ZM226 180V181H225ZM5 181V182H6ZM69 181H71V182H69ZM82 181V180H81ZM225 181V182H224ZM4 182V181H3ZM4 182V183H5ZM12 182H16V180L14 179V181L12 180ZM150 183V184H149ZM12 184V183H11ZM82 184H83V186H82ZM32 185V184H31ZM216 185V184H215ZM2 186V185H1ZM54 188H53V187ZM80 186H81V189H79L80 188ZM246 186V187H245ZM38 187V188H37ZM214 187V188H215ZM84 188V189H83ZM86 188V189H85ZM27 189V190H26ZM29 190V191H28ZM82 190V191H81ZM211 190V191H210ZM21 191H23V192H21ZM27 191V192H26ZM228 191V192H227ZM96 192V191H95ZM10 193V195L8 196V194ZM13 193V194H12ZM23 193V194H24ZM3 195V197H2V195ZM101 194H104L103 192H101ZM100 194V195H101ZM105 195H109V196H111V192L110 191H107L106 192V194ZM201 195V196H200ZM202 195H203V197H202ZM7 196V197H6ZM6 197V198H5ZM10 197V198H9ZM102 197V196H101ZM200 197H202V198H200ZM22 199V201L21 200H19V199ZM209 198V199H208ZM204 200V201H203ZM36 201H39L40 203L41 202H43L42 200H40V199H37ZM33 202L32 204H34V205H36V204H38L37 202ZM211 201V202H210ZM212 201H214V202H212ZM217 201H220V203H221V207L220 206H217V205H215L216 203L215 202H217ZM24 203V204H23ZM9 205V206H8ZM11 205V206H10ZM6 206H7V208H6ZM208 206V207H207ZM162 207H164L165 208V205L164 204H162ZM9 210V211H8ZM165 210V209H164ZM166 211V210H165ZM197 213H198V215H197ZM184 214V215H185ZM215 215V214H214ZM58 216H59V214H58ZM61 216V215H60ZM59 216V217H60ZM141 217V216H140ZM203 217V216H202ZM214 217V216H213ZM142 218V217H141ZM176 218H175V220L174 221H177L176 220ZM53 219V218H52ZM125 219V218H124ZM113 220V221H112ZM111 220V222H104V223H101L100 225H97L96 227H93L92 228V230L94 231V232H96L97 230V232H99V229H103V230H105V228L107 229V227H109L108 225H111V223H113V224H120V225H123V227L124 228H126L129 224H127L126 222H127V220H125L126 222H124V224H123V221H121V222H117L118 221V219L117 218H113ZM245 221H246V219H244ZM129 221V220H128ZM132 221V219L130 220V222H128V223H132L131 222ZM245 221H243V222H245ZM263 221V222H262ZM53 222V221H52ZM251 222H252V224H251ZM257 222H258V224H257ZM54 223V222H53ZM174 223H176V222H174ZM246 223V222H245ZM259 224H260V226H259ZM32 225H33V223H28V225L26 226L27 228H26V232L27 233H29V235L32 237V239H33V243L38 247V245L39 246H41L42 248H43V250L45 251L46 250V248L48 247L47 245H46V243L44 242H41V239H40V235L38 234L39 233V227H34V228H32ZM125 225V226H124ZM259 226V227H258ZM246 227V228H245ZM263 227V226H262ZM39 228V229H38ZM260 228V229H259ZM126 229H128V227L126 228ZM244 229H246V234H245V230ZM100 230V231H101ZM96 232V233H97ZM232 232V233H231ZM259 234H258V233ZM241 233V234H240ZM229 234V235H228ZM3 234L1 233V235H0V247H3V245H5V246H8V248H10L11 250H12V252H13V254H12V256H15V251H13V250H16L17 251V254H16V256L15 257H17V255L19 254L18 253V251L20 250L19 248H21V250L20 251H22V253H25V251L24 250H22V245H21V243L19 242V241H17V240H14L13 238H11L12 240H10L9 238V236H6L5 234H4V236H2ZM231 238H230V237ZM244 236V237H243ZM6 237H7V239H6ZM39 237V238H38ZM36 238V239H35ZM132 242L134 241V240H131ZM226 241V242H225ZM238 241V242H237ZM14 243V245H16V246H11V244L10 243ZM110 242H112V241H110ZM109 242V243H110ZM42 243V244H41ZM114 243V242H113ZM113 243H110V244H113ZM135 244H137V242H134ZM182 243V242H181ZM181 243H180V245H179V247L181 246ZM210 243V244H211ZM228 244H230V245H228ZM116 244H114V252L115 253H117L116 255H118V256H116L117 257V260L119 259H121L122 258V260H120V261H122V262H124V261H126V262H124V263H128L129 264V259H127L126 258V256L124 255V253H123V251L122 250H120L121 248H118L119 246L118 245H116ZM228 245V246H227ZM248 245V246H247ZM21 246V247H20ZM107 246V245H106ZM108 246H110V245H108ZM118 246V247H117ZM227 246V247H226ZM115 247H117V248H115ZM107 248V247H106ZM248 248V249H247ZM1 249V253H2V248H0ZM180 249H182L183 250V252L188 256L189 255V251H188V249H189V247H185V246H182ZM185 249V250H184ZM262 251H264V248H260ZM214 250H216V251H221V250H218V247H216V248H214ZM244 250H243V252H244ZM43 251V252H44ZM234 251H237L236 249L234 250ZM249 251H248V253H249ZM244 252V253H245ZM0 253V254H1ZM170 253H172V251H170ZM219 253H221V255H225V256H227V251H223V252H219ZM246 254H247V252H246ZM19 256V255H18ZM23 257H22V260H25V264H30V262H29V260H28V257H25V256H27L26 255V253H25V255L23 254L22 255ZM242 254L241 255H239V256H237V258H235V260L236 261H242V263L243 264H245V260H243L244 258H242ZM121 257V258H120ZM236 257V256H235ZM1 259V258H0ZM16 258H14V263H18V262H16V260H15ZM18 260H19V258H17ZM21 259V258H20ZM127 259V260H126ZM140 259V258H139ZM2 260V259H1ZM1 260H0V264H2L1 263ZM17 260V261H18ZM124 260V261H123ZM140 260H142V259H140ZM10 262V261H9ZM8 262V264H11L12 262H10L9 263ZM24 262V261H23ZM28 262V263H27ZM229 264H232L231 262L232 261H227ZM228 263H226V264H228ZM4 264H7V263H4ZM23 264V263H22ZM234 264H236V262L234 261Z\"/></svg>", "mask_w": 264, "mask_h": 264}]
</instances>
